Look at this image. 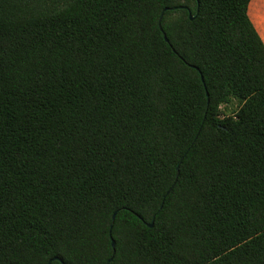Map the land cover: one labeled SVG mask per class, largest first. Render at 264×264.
Masks as SVG:
<instances>
[{
	"label": "trees",
	"instance_id": "1",
	"mask_svg": "<svg viewBox=\"0 0 264 264\" xmlns=\"http://www.w3.org/2000/svg\"><path fill=\"white\" fill-rule=\"evenodd\" d=\"M249 2L0 0V264H264Z\"/></svg>",
	"mask_w": 264,
	"mask_h": 264
},
{
	"label": "crops",
	"instance_id": "2",
	"mask_svg": "<svg viewBox=\"0 0 264 264\" xmlns=\"http://www.w3.org/2000/svg\"><path fill=\"white\" fill-rule=\"evenodd\" d=\"M247 15L264 44V0H250Z\"/></svg>",
	"mask_w": 264,
	"mask_h": 264
},
{
	"label": "water",
	"instance_id": "3",
	"mask_svg": "<svg viewBox=\"0 0 264 264\" xmlns=\"http://www.w3.org/2000/svg\"><path fill=\"white\" fill-rule=\"evenodd\" d=\"M175 9H176V8H170V9H165L164 11H166V10H175ZM197 13H198V8L196 9L194 15H190V14H189V19H190V20H193V19L197 16ZM160 29H161V28H160ZM162 36H163L164 40L167 41V38H166V36H165V34H164L163 32H162ZM201 79H202V78H201ZM206 96H207V94H206ZM178 167H179V164H177L176 167H175V170H176V176L178 175ZM116 213H117V211L112 215V219H111V223H110V230H111V228H112V226H113V221H114V218H115ZM152 223H153V220L148 224V226H149V227H152ZM110 239H111V237H110ZM111 247H112V257H113V256H114V253H115V243H114V241H113L112 239H111ZM112 257L110 258V260L112 259ZM53 260H56V261L61 262L60 259H58V258H54V259H51L50 261H48L47 264H50L51 261H53ZM110 260H109V261H110Z\"/></svg>",
	"mask_w": 264,
	"mask_h": 264
},
{
	"label": "rangeland",
	"instance_id": "4",
	"mask_svg": "<svg viewBox=\"0 0 264 264\" xmlns=\"http://www.w3.org/2000/svg\"><path fill=\"white\" fill-rule=\"evenodd\" d=\"M236 109H237V102L235 100H233L232 103L221 107L222 114L225 116L233 115Z\"/></svg>",
	"mask_w": 264,
	"mask_h": 264
}]
</instances>
